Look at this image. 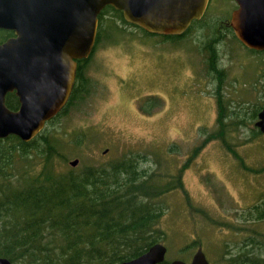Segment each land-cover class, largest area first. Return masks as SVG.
I'll use <instances>...</instances> for the list:
<instances>
[{
    "label": "rangeland",
    "instance_id": "374dc122",
    "mask_svg": "<svg viewBox=\"0 0 264 264\" xmlns=\"http://www.w3.org/2000/svg\"><path fill=\"white\" fill-rule=\"evenodd\" d=\"M232 5L212 0L202 21L173 39L147 35L107 13L86 65V98L46 126L66 143L68 161L57 160L56 172L130 159L159 184L180 177L181 187L155 200L164 208L155 235L167 246L169 262L191 259L199 246L215 263L227 255L232 236L218 230L215 217L224 220L234 211L230 195L239 205H252L264 191V173L251 175L243 189L236 159L225 152L227 145H240L246 163L264 161V135L255 130L254 116L264 107L257 89L264 85V51L251 52L225 35L216 57L225 72L220 77L211 72L205 47ZM115 23L121 34L111 28ZM220 97L226 105L221 110ZM40 167L37 158L34 170Z\"/></svg>",
    "mask_w": 264,
    "mask_h": 264
},
{
    "label": "trees",
    "instance_id": "16d2710c",
    "mask_svg": "<svg viewBox=\"0 0 264 264\" xmlns=\"http://www.w3.org/2000/svg\"><path fill=\"white\" fill-rule=\"evenodd\" d=\"M109 12L128 23L107 6L99 15L97 42ZM113 27L121 34L119 25ZM216 57L210 54V70ZM65 144L46 127L28 142L17 135L0 139V257L13 264H123L159 242L156 226L164 208L155 200L181 187L180 177L159 184L130 159L59 173L56 161H68ZM37 158L41 167L34 170Z\"/></svg>",
    "mask_w": 264,
    "mask_h": 264
},
{
    "label": "water",
    "instance_id": "95a60500",
    "mask_svg": "<svg viewBox=\"0 0 264 264\" xmlns=\"http://www.w3.org/2000/svg\"><path fill=\"white\" fill-rule=\"evenodd\" d=\"M232 14L236 36L249 48L264 50V0H236ZM209 0H0V29L14 36L0 43V138H35L66 104L75 83L77 59L94 51L99 15L112 6L124 19L150 33L181 35L200 19ZM17 90L21 105H6V95ZM29 90L30 92H27ZM256 125L264 132V109ZM79 159L70 161L76 167ZM168 248L157 242L123 264H160ZM0 264H13L0 257ZM210 264L202 246L191 263Z\"/></svg>",
    "mask_w": 264,
    "mask_h": 264
},
{
    "label": "flooded vegetation",
    "instance_id": "af4514ba",
    "mask_svg": "<svg viewBox=\"0 0 264 264\" xmlns=\"http://www.w3.org/2000/svg\"><path fill=\"white\" fill-rule=\"evenodd\" d=\"M212 0H209L208 7L204 13V15L197 20H193L189 28L181 35H161V34H155L154 35H161L165 37H182L183 35L187 34L197 23L203 20L205 17L209 6L211 4ZM232 9L230 13V17L226 21H221V23L216 27L214 31V35L209 37V43L207 44V50L211 53H216L218 55L219 53V46L222 42V39L225 35H231L236 41H238L243 48L251 51V52H261L264 50H256L247 47L235 34L233 27L231 25V18L232 14L239 8V4L236 0H232ZM199 29L205 30L202 25L198 27ZM213 28L215 26L213 25ZM220 30V31H219ZM221 30H225L222 32ZM4 31H7L8 33H4ZM3 32V33H2ZM14 36V32L11 30L6 29H0V43L5 42L8 38ZM92 55V54H91ZM91 55L88 58H82L77 59V71H76V78L75 83L72 88L71 94L66 102V104L63 106V108L56 114L55 117H53L50 121L47 122H53L55 119L60 118L63 115L68 114V112L71 109V105L74 102H81L86 98V95L88 94V83L89 79L87 77L86 73V65L91 57ZM211 72L217 73L220 77L223 76L225 73L223 69H219L217 66L215 69H211ZM255 88V87H254ZM257 89H259L260 93L264 97V85L258 86ZM263 90V91H262ZM27 92H30L27 90ZM224 97L219 98V102L222 101ZM6 105L11 110H18L21 105L20 96L17 94V90L9 91L6 95ZM225 103L221 106L219 103V109H225ZM264 107L261 108L263 110ZM261 110L256 111L254 116L257 117V120L255 121V130L258 134L264 135V132L256 125L257 121L259 120V113ZM46 124V126H47ZM45 126V127H46ZM0 139H6V138H0ZM240 145H227V149H225V152H229L235 159H236V169L239 173L238 175L241 177V184L244 187L243 189H248V181L250 179V176H259L260 174L264 173V164L263 162L259 165H249L247 160H245V154H244V148L239 149ZM108 148L104 151V153L108 152ZM229 199H231V206L234 209L233 212L230 213L229 216L224 215V220H221L217 217H215L214 221L218 228V230H228L230 232V235L232 236L229 241L226 242L227 246V255L220 256L217 258V262L221 264H264V191L259 192L257 196V200L250 205L249 202L244 203V205H239L236 202V199L234 196L230 195ZM235 203V204H234ZM236 205V207H235ZM238 206V207H237ZM168 252V251H167ZM208 258V257H207ZM179 259V258H177ZM193 257L191 259L185 260L188 263H191ZM175 260V259H174ZM209 260V259H208ZM167 261V256H166ZM173 261V260H172ZM171 261V262H172ZM170 262V264H171ZM210 264H216L213 261H210Z\"/></svg>",
    "mask_w": 264,
    "mask_h": 264
}]
</instances>
